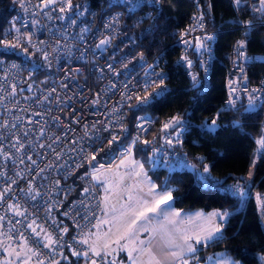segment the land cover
Returning <instances> with one entry per match:
<instances>
[{
	"label": "built area",
	"instance_id": "built-area-1",
	"mask_svg": "<svg viewBox=\"0 0 264 264\" xmlns=\"http://www.w3.org/2000/svg\"><path fill=\"white\" fill-rule=\"evenodd\" d=\"M13 1L16 10L8 18L3 41L19 45L6 47L17 55H0V258L11 264L26 259L28 264H53L71 258L126 264L109 250L102 260L83 241L104 213V187L95 175L113 167L122 155L129 156V147L131 157L133 141H148L154 160L168 170L189 164L182 150L189 128L186 118L183 129L176 126V132L164 128L178 117L176 113L164 119L159 132L151 131L153 121L142 112L134 116L130 129L125 125L128 107L144 106L157 92L172 88L165 47L146 58L112 49L123 10H128L124 0H71V8L68 0H56L48 7L42 0ZM186 1L191 6L189 19L175 31L173 43L179 52L172 64L184 71L191 86L195 76L196 87L203 92L210 85L219 28L206 26L200 0ZM138 2L137 16L153 23L161 12V0ZM230 2L231 20L240 35L226 53L223 109L234 111L248 106L249 95L257 104L264 100V76L257 81L248 78L249 64L264 61V53L242 49L247 61L237 54L238 42L245 41L252 26H264V11L256 10L260 0ZM102 40L108 43L101 45ZM42 53L48 54V61ZM256 146L264 153L258 141ZM236 184L243 188L239 182L227 185ZM48 235L55 241L50 247Z\"/></svg>",
	"mask_w": 264,
	"mask_h": 264
},
{
	"label": "trees",
	"instance_id": "trees-1",
	"mask_svg": "<svg viewBox=\"0 0 264 264\" xmlns=\"http://www.w3.org/2000/svg\"><path fill=\"white\" fill-rule=\"evenodd\" d=\"M97 3L101 0H92ZM208 28H219L214 40V55L209 87L200 92L188 83L184 71L172 60L179 49L173 40L177 29H182L189 19L191 6L186 0H161V12L150 23L140 19L137 13L123 10L120 32L113 42L119 53L136 52L138 58L150 57L164 45V56L172 88L148 104L126 110L125 125L131 128L134 116L144 113L153 121L152 132L160 131V124L169 115L186 118V130L182 150L197 171L205 166L211 176L220 183L215 187L204 186L197 181L196 173L188 168L171 169L157 163L144 141L132 147V158L144 165V169L159 186L173 189V204L183 211L201 209L210 211L226 209L231 215L223 224L219 239L213 240L202 252L221 250L240 264H262L264 253V153L256 142L264 137V105L255 113H245L246 105L234 111L223 109L225 92L223 79L227 62L226 53L240 30L232 22L233 8L230 0H200ZM16 10L13 0H0V41L8 31V18ZM249 53H264V26H252L245 38ZM0 55L16 56V50L0 43ZM264 76V61L249 64L248 78L257 81ZM264 102V100L262 101ZM262 102L260 104H262ZM215 120L216 126L211 127ZM239 121V126L233 122ZM254 162L253 168L250 167ZM114 167V166H113ZM207 175V173H205ZM239 182L249 193L243 202L233 197L227 184ZM243 253V254H241ZM82 258H71L61 264H81Z\"/></svg>",
	"mask_w": 264,
	"mask_h": 264
},
{
	"label": "snow or ice",
	"instance_id": "snow-or-ice-1",
	"mask_svg": "<svg viewBox=\"0 0 264 264\" xmlns=\"http://www.w3.org/2000/svg\"><path fill=\"white\" fill-rule=\"evenodd\" d=\"M43 6L48 7V5L55 3L56 0H42ZM125 5L128 8L129 13H133L141 5L138 0H124ZM235 3L239 5L241 0H235ZM261 7L256 9L257 11H264V0H260ZM23 7V5H21ZM67 7L71 8V0H68ZM78 7V6H77ZM60 11H65V8H60ZM17 31H19L17 29ZM30 40V37H28ZM208 40H212L213 37H207ZM5 47L16 48L19 45L9 44L7 41H0ZM101 45L107 44V40H102ZM201 47H204L202 44ZM247 44L245 41H239L237 47L238 57H242L244 60H249V57L245 56L242 49H246ZM25 52L27 49L24 50ZM43 59L48 61L49 57L47 53H42ZM190 63V62H189ZM40 67V65H36ZM193 87L197 86L196 77L193 76ZM156 85V82H152ZM161 84L163 83V78H161ZM159 87L160 85H156ZM147 87V85L145 86ZM157 96H162L163 92H157ZM144 102H147V97L144 98ZM95 103V102H94ZM230 105H235V101H230ZM264 105L256 103V98L252 95L248 97V106L245 108V113L252 114L257 111L259 107ZM183 120L180 117H173L168 123L164 124V128H175L180 126L183 129ZM234 126H239V121L233 122ZM211 126H216V121L211 122ZM143 126L141 125V128ZM180 133H177V142H179ZM115 139V138H113ZM136 141H133L135 144ZM145 144L149 143L144 141ZM171 143V141H169ZM262 148H264V137L258 141ZM129 157L131 155V147L127 150ZM95 159V157H93ZM125 159H129L126 157ZM121 165L125 163V160H121ZM129 164L133 168H138L140 171H134L135 176L144 175L148 184L147 191L145 195L150 199H146L141 196H133L131 194L132 188L138 187V185H133L131 187L125 188L124 191L129 192L127 199L123 204L117 206V204L110 203V197L105 196L103 203L106 213H111L110 218L101 219L99 224H108L110 228L104 233L105 240L102 245L96 246L95 244L90 246L91 250L97 257H101L103 260L108 253V250L115 252L117 249L125 250L127 252L128 258L131 260V264H162L160 259H157L156 253L153 251V241L160 237L164 243V247L171 249L165 253L167 257L171 259L166 262V264H189L190 259H195V256L189 257L188 253H196V245L206 244L208 241L219 239L218 234L223 232V224L231 215L227 211L214 210L208 213L203 211L197 212L194 215H187L181 218V213L173 211L171 209V202L174 199L173 189L167 187L165 184V190H158V185L151 181L147 177V173L143 172L144 165L138 161L129 159ZM183 167L196 173L197 181L203 182L204 186H209V181L214 183L211 185L215 187L219 184V181L215 180V177L211 176L210 169L205 166L203 172H199L194 164L183 163ZM102 167V166H101ZM99 169H97L98 171ZM207 173V175H205ZM98 178V177H97ZM121 182H123V176L118 177ZM108 191V189H105ZM230 193L233 197H238L241 202L248 196L246 189L242 188L239 184L230 186L229 189L223 190ZM38 195V193H37ZM3 198V194L0 193V199ZM10 208L16 209L17 205H9ZM17 215H23V212L17 211ZM0 219H3L0 217ZM199 221V223H197ZM34 223V222H33ZM99 224L96 227H99ZM195 224L196 230L193 231L187 225ZM29 228L32 227L31 224L28 225ZM35 231V229H33ZM67 231V229H65ZM141 234H147L143 239ZM48 241L47 246H51L55 241L52 240L51 236L45 237ZM100 237L97 236V240ZM83 243L87 244L88 241L84 240ZM112 245H116L113 248ZM15 251L14 249L12 250ZM102 253L104 255H102ZM11 254V253H10ZM17 258L20 257V253H15ZM243 254V253H241ZM33 255H37L33 252ZM73 255H81L79 252H73ZM85 255H87L85 253ZM30 259V258H29ZM260 260L264 262V253L260 255ZM5 264H11L10 261H6ZM23 264H28V259L23 261ZM37 264H43V261H38ZM58 264V262H57ZM91 264H96L93 260ZM115 264V262H113ZM217 264H240V261L234 260L231 257H224L222 260L217 261Z\"/></svg>",
	"mask_w": 264,
	"mask_h": 264
},
{
	"label": "crops",
	"instance_id": "crops-1",
	"mask_svg": "<svg viewBox=\"0 0 264 264\" xmlns=\"http://www.w3.org/2000/svg\"><path fill=\"white\" fill-rule=\"evenodd\" d=\"M126 157H128L131 160H135V159L132 158V156L129 157L127 155L126 156L122 155L121 158L119 159V161L114 165V167H111V168H108V169H105V170H102V171H99L98 173H96L95 180L97 182L102 183V185H103V187L105 189V186H106L105 183L103 181L101 182V180H99L97 178V175L99 173L105 172V171L110 170V169H125V170L129 169L130 176L135 179V181L137 182V185H138V187H135V188H133V190H131V194L133 196H141V197H144L146 199H150L149 197H147L145 195V193L147 191V187H148L147 181H145L143 179H139L138 177L136 178V176L133 174V167L129 164V159H125ZM122 159L125 160V163L123 165H121V163H120ZM143 170H145V169L143 168ZM147 175L149 176L148 173H147ZM149 178L151 179L152 182H154L150 176H149ZM138 182H140V183H138ZM121 187H122L121 183L116 184L113 192L111 193V195H114L113 197L111 196L113 198V201H114L113 203L117 204V206H119L120 204H123L124 201L127 199V196L130 194L129 192L124 191L125 188H121ZM161 189H163V188H159L158 187V190H161ZM171 209L173 211L178 210L174 206L173 201H172ZM197 210H201V209L190 210V211L194 212V211H197ZM176 212H179V211H176ZM185 212L186 211H184L183 213H185ZM183 213H181V214H183ZM110 216H111V213H106L104 211L103 216L101 217V219H107V218H110ZM98 224H99V222L96 223V225H98ZM96 225H94V227L88 233V236H87V241H88L90 246H92L94 244L96 246L102 245L104 243V240L106 239L105 236H104V233L107 232L109 230V228H110V225H108V224H99V227H96ZM190 226L191 225H189V227ZM146 235L147 234H141V238L143 239ZM218 235H220V234H218ZM97 236L100 237L99 240H97ZM212 241H208L206 244L202 243V244L196 245V248H197L196 253H188L187 255L189 257L195 256L197 259L204 260V258H205L203 256L204 252H202V251H204L203 249H205ZM112 247L116 248V245H112ZM109 251H111V249H109ZM153 251L156 253L157 259H160L162 261V264H166V262L171 259L170 257H167L165 255V253L168 252V251H171V249H167V248L164 247V243L160 239V237H157L153 241ZM111 252H113V251H111ZM113 253L118 257V259L121 262L126 263V264H131V260L128 258L127 252L125 250L117 249ZM5 262H6V260L4 258H0V264H5ZM83 262H87V261L83 260ZM83 262L81 264H83ZM87 263H89V262H87ZM89 264H91V263H89Z\"/></svg>",
	"mask_w": 264,
	"mask_h": 264
},
{
	"label": "rangeland",
	"instance_id": "rangeland-1",
	"mask_svg": "<svg viewBox=\"0 0 264 264\" xmlns=\"http://www.w3.org/2000/svg\"><path fill=\"white\" fill-rule=\"evenodd\" d=\"M210 126H211V124H210ZM211 127H213V126H211ZM171 132H176V131L174 129ZM253 166H254V162L251 163L250 167L253 168ZM134 171H140V169L133 168V172ZM143 172H146V171L143 170ZM119 176H123V178H124L123 182H121L119 180V178H118ZM97 177H98L99 180H101V182L103 181L105 183V185H106L105 189H108V191H105V189H104L103 199H104L105 196L110 197V203L114 202L113 198H112L114 195H111V193L113 192L116 184L121 183V185H122L121 188H128V187H131V186H133L135 184L137 185V182L135 181V179L130 176L129 169H127V170H125V169H110V170H107L105 172L99 173L97 175ZM137 177L139 179H143V180L146 181V178H145V176L143 174L140 175V176H136V178ZM147 177L149 178L148 175H147ZM138 183H140V182H138ZM168 188H170V187H168ZM132 190H133V188H132ZM161 190H165V187H163V189H161ZM171 205H172V202H171ZM214 210L227 211L226 209L225 210L224 209H214ZM214 210H210V211L197 210V211H194V212L186 211L185 213H183L184 211L180 210V209L175 210V211H179L180 213H183V214H181V218H183L184 216L194 215L195 213L200 212V211L208 213V212H211V211H214ZM197 223H199V221H197ZM187 227H189V225H187ZM189 228L191 230H193V231L196 230L195 224L191 225ZM203 256L205 257L204 260H200V259H197V258L190 259L189 260V264H217V261L222 260L224 257H231L230 255L224 253L221 250H217V251L207 250L206 252L203 253ZM232 259H234V258H232ZM234 260H236V259H234ZM57 262H58V264H61L59 261H57ZM57 262H54L53 264H57ZM83 264H89V263L83 262Z\"/></svg>",
	"mask_w": 264,
	"mask_h": 264
},
{
	"label": "water",
	"instance_id": "water-1",
	"mask_svg": "<svg viewBox=\"0 0 264 264\" xmlns=\"http://www.w3.org/2000/svg\"><path fill=\"white\" fill-rule=\"evenodd\" d=\"M172 129H174V128H170V130H172Z\"/></svg>",
	"mask_w": 264,
	"mask_h": 264
}]
</instances>
